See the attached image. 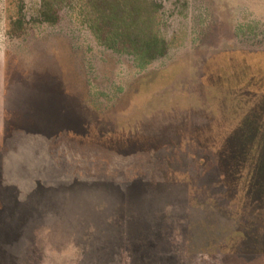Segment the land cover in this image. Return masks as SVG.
<instances>
[{"label":"rangeland","instance_id":"1","mask_svg":"<svg viewBox=\"0 0 264 264\" xmlns=\"http://www.w3.org/2000/svg\"><path fill=\"white\" fill-rule=\"evenodd\" d=\"M0 0V264H264V0H158L139 71Z\"/></svg>","mask_w":264,"mask_h":264},{"label":"trees","instance_id":"2","mask_svg":"<svg viewBox=\"0 0 264 264\" xmlns=\"http://www.w3.org/2000/svg\"><path fill=\"white\" fill-rule=\"evenodd\" d=\"M8 25L10 36L26 35L28 18L23 0ZM34 13L38 25L56 26L66 15L84 27L98 45L111 53L127 56L133 66L146 70L165 56L163 6L158 0H39Z\"/></svg>","mask_w":264,"mask_h":264}]
</instances>
